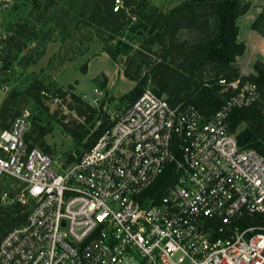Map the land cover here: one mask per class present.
I'll return each mask as SVG.
<instances>
[{"label":"built area","instance_id":"1","mask_svg":"<svg viewBox=\"0 0 264 264\" xmlns=\"http://www.w3.org/2000/svg\"><path fill=\"white\" fill-rule=\"evenodd\" d=\"M16 1L0 0V93L11 71L3 19ZM219 83L233 92L210 116L146 87L69 165L30 146L28 108L0 123L10 186L0 197L28 209L0 240V264H264V154L240 145L229 122L261 92Z\"/></svg>","mask_w":264,"mask_h":264},{"label":"trees","instance_id":"2","mask_svg":"<svg viewBox=\"0 0 264 264\" xmlns=\"http://www.w3.org/2000/svg\"><path fill=\"white\" fill-rule=\"evenodd\" d=\"M115 0H83L82 14L86 23L96 25L104 33V42L111 55L125 57L124 74L136 81V85L128 95L133 101L145 88L164 95L172 105L187 102L197 107L205 116L212 115L228 98L233 90L220 84L219 79L226 82L239 80L255 82L261 92V98L250 105L234 107L229 116L230 129L236 132L242 146L256 148L264 154V60L257 59L253 68L257 74H243L237 59L247 50L245 41L238 40L240 27L237 19L249 9V3L243 0H186L178 3L168 11H163L150 4V0H123V7L114 10ZM17 32L35 36L34 31H24L19 24ZM252 29L264 35V11L252 23ZM189 30L191 38H181L182 30ZM126 32L143 36L139 45L135 41H123L129 38ZM106 35V36H105ZM116 43H112L113 40ZM25 42L7 34L6 55L11 62V48L21 51ZM86 72V67H82ZM74 89L70 84L68 90L57 87L50 82L34 79L25 89L23 95L32 97L35 103L48 110L42 100V92L53 90L65 98ZM17 91H12L0 106L1 126L7 127L10 120L21 113L15 105ZM69 106L74 109L83 121L77 119L62 121V126L71 133L82 146L83 152L90 149L98 140L103 130L111 124L105 115L99 125L94 128L93 121L96 108L84 101L76 93H70ZM130 101V102H131ZM13 111V112H12ZM32 122L27 139L30 146H41L48 153L52 152L44 136L51 132L48 125ZM243 128H240L242 124ZM82 152V153H83ZM76 158L71 155L68 162ZM169 167L152 186L151 192L166 185L173 175ZM1 180V179H0ZM28 209L19 201L3 204L0 197V240L12 228L23 224Z\"/></svg>","mask_w":264,"mask_h":264},{"label":"rangeland","instance_id":"3","mask_svg":"<svg viewBox=\"0 0 264 264\" xmlns=\"http://www.w3.org/2000/svg\"><path fill=\"white\" fill-rule=\"evenodd\" d=\"M182 1L186 0H150V4L168 11ZM243 2L249 3V9L237 19L240 27L238 40L245 41L247 50L237 59L236 65L243 74H257L253 63L257 59L264 60V35L251 25L264 11V0ZM82 3L83 0H17L2 25L7 34L15 35L26 44L21 51L10 50V87L7 92L0 93V106L12 91H17L16 103L11 106L19 107L21 112L28 108L32 112V122L36 118L38 123L52 128L44 139L52 149L51 154L65 165L70 164L68 158L71 155L77 159L83 152L82 146L61 124L62 121L84 120L70 108V93H76L96 108L93 121L86 124V127L93 124L96 128L105 115L109 118L126 107L132 100L128 93L136 85V81L124 74L125 57L111 55L107 47L110 43L104 42L103 31L86 23ZM19 24L24 25V31H34L35 36L28 38L27 33L17 32ZM126 33L129 38L123 41H135V45H139L143 36ZM191 36L186 29L180 33L181 38ZM116 42V39L112 41ZM83 66L86 72H83ZM34 79L45 84L53 82L65 90L72 84L74 89L65 98L54 94L53 90L42 92V100L48 106L45 110L32 97L23 95ZM37 147L42 149L39 145ZM4 189H10V186L0 180V195ZM2 203L8 204L3 200Z\"/></svg>","mask_w":264,"mask_h":264},{"label":"crops","instance_id":"4","mask_svg":"<svg viewBox=\"0 0 264 264\" xmlns=\"http://www.w3.org/2000/svg\"><path fill=\"white\" fill-rule=\"evenodd\" d=\"M240 36V35H239ZM262 55H264V53H262Z\"/></svg>","mask_w":264,"mask_h":264}]
</instances>
